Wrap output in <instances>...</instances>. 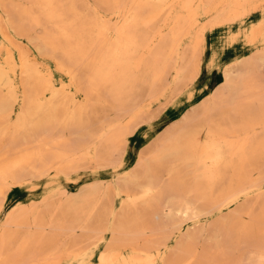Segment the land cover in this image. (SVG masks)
Instances as JSON below:
<instances>
[{
	"label": "bare ground",
	"instance_id": "bare-ground-1",
	"mask_svg": "<svg viewBox=\"0 0 264 264\" xmlns=\"http://www.w3.org/2000/svg\"><path fill=\"white\" fill-rule=\"evenodd\" d=\"M0 36V264H90L97 249L95 264H264V0H0ZM221 62L127 166L147 104ZM87 163L123 169L7 209L25 181Z\"/></svg>",
	"mask_w": 264,
	"mask_h": 264
},
{
	"label": "rangeland",
	"instance_id": "rangeland-1",
	"mask_svg": "<svg viewBox=\"0 0 264 264\" xmlns=\"http://www.w3.org/2000/svg\"><path fill=\"white\" fill-rule=\"evenodd\" d=\"M87 5H94L95 0H83ZM85 14L93 15L92 10L85 7ZM88 11V12H87ZM204 19V17H203ZM42 28L37 27L33 30L34 34L42 33ZM13 32V33H12ZM17 39L32 49V53L45 64H49L55 73L56 80L59 82L61 80H67L68 76L62 72L58 66L55 59H50L49 57L40 53L34 45H32L29 39L24 35H19L12 31ZM210 37V50L213 44V37ZM220 33L217 31V47L219 43ZM2 37L0 36V39ZM25 39V40H24ZM27 39V41H26ZM30 43V44H29ZM31 45V46H30ZM36 50V51H35ZM40 56V57H39ZM233 57V54L229 57ZM207 58L211 59V54L208 52L204 55L203 67L207 64ZM205 65V66H204ZM223 66V63L217 64L213 69L206 67L203 79L197 81L190 88L186 89L183 93L178 95L168 94L160 103L147 104L148 110L143 120L139 125H137L132 132L128 135V141L126 149L124 152L126 165L134 166L138 159L147 152L149 146L163 133L167 130L179 125L183 120L191 114L193 106L195 103L203 99L208 91L206 87L213 85L214 83L220 82L222 79V74L219 71ZM188 90V91H187ZM123 168L115 169L113 165H97L96 163H87L76 171L70 172L67 176L62 172H52L49 175L42 178H33L29 181H25L20 187L14 188L9 193V201L7 204V209L12 205L18 203H26L31 205L32 203L39 202L44 198V196H50L53 199H59L62 197V191H77L83 184H90L102 179L106 184H115L117 181L118 171ZM116 201V202H115ZM114 202L118 204L119 200ZM204 239H201L203 242ZM99 249L96 250L95 255L91 259L90 264H95L97 262V254ZM67 264H78L77 261L70 262Z\"/></svg>",
	"mask_w": 264,
	"mask_h": 264
}]
</instances>
